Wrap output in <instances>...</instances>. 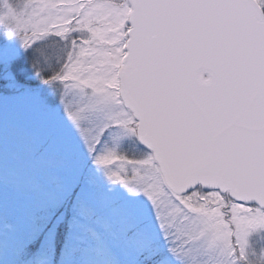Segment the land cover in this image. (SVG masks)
<instances>
[{"label": "snow or ice", "instance_id": "1", "mask_svg": "<svg viewBox=\"0 0 264 264\" xmlns=\"http://www.w3.org/2000/svg\"><path fill=\"white\" fill-rule=\"evenodd\" d=\"M253 237L264 0H0V264H264Z\"/></svg>", "mask_w": 264, "mask_h": 264}, {"label": "rangeland", "instance_id": "2", "mask_svg": "<svg viewBox=\"0 0 264 264\" xmlns=\"http://www.w3.org/2000/svg\"><path fill=\"white\" fill-rule=\"evenodd\" d=\"M22 59L23 57H21V60ZM252 240H253V247L255 249L259 250L260 247L264 246V241H260L256 237H253Z\"/></svg>", "mask_w": 264, "mask_h": 264}]
</instances>
